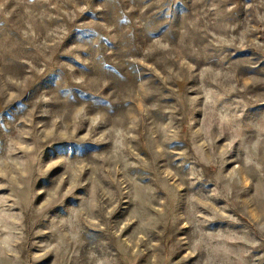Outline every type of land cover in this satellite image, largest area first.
<instances>
[{
    "label": "rangeland",
    "instance_id": "rangeland-1",
    "mask_svg": "<svg viewBox=\"0 0 264 264\" xmlns=\"http://www.w3.org/2000/svg\"><path fill=\"white\" fill-rule=\"evenodd\" d=\"M0 264H264V0H0Z\"/></svg>",
    "mask_w": 264,
    "mask_h": 264
}]
</instances>
